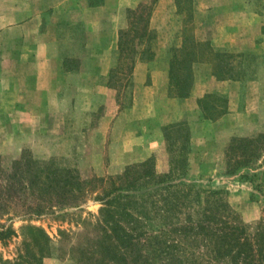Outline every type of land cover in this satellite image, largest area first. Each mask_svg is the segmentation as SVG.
Returning a JSON list of instances; mask_svg holds the SVG:
<instances>
[{
	"label": "rangeland",
	"instance_id": "obj_1",
	"mask_svg": "<svg viewBox=\"0 0 264 264\" xmlns=\"http://www.w3.org/2000/svg\"><path fill=\"white\" fill-rule=\"evenodd\" d=\"M155 1L150 26L154 58L136 61L144 64L141 81L134 69L119 76L120 83L114 81L117 86L111 83L110 73L118 67L119 50L99 54V67H81L88 55L79 47L84 43L79 12L59 15L48 10L34 31L21 25L40 10L32 6L35 1L0 0V187H5L4 176L25 151L35 160L78 170L84 180H98L80 205L54 208L41 216L21 214L25 207H18L14 199L0 202V229L13 228L17 233L6 244L0 241L3 260L15 261L23 253L24 228L33 226L41 227L51 240L43 264H90V253L101 236L100 179L117 178L128 166L151 157L158 175L168 173L164 127L178 122L189 127L190 151L187 174L175 178L174 184L221 192L250 231L263 218L264 146L258 159L234 174H229L233 169L229 163L236 160L233 139L264 134V0H193L194 37L210 42L215 50L244 55V61L237 58L234 63L240 67L243 61L247 73L240 81H219L210 62L198 63L188 100L176 98L183 101L175 108L161 99L159 89L168 64V95L175 98L169 94V66L172 48L182 45L185 15L177 13L176 0ZM116 15L120 20L117 11ZM49 17H62L55 45L49 37L41 38ZM192 93L203 96L191 102ZM209 94V101L222 109L227 104V114L215 121L205 120L198 105ZM157 197V208L144 230V238L150 239L143 246L154 264H159L163 228Z\"/></svg>",
	"mask_w": 264,
	"mask_h": 264
},
{
	"label": "trees",
	"instance_id": "obj_2",
	"mask_svg": "<svg viewBox=\"0 0 264 264\" xmlns=\"http://www.w3.org/2000/svg\"><path fill=\"white\" fill-rule=\"evenodd\" d=\"M192 3L193 0H176L177 13L185 18L182 45L171 50L169 94L179 99L190 96L194 66L198 63L210 62L213 76L219 81H240L247 73L242 65L244 55L215 50L210 42L203 43L194 37ZM155 4L153 0L127 11L129 26L119 33L118 67L110 73L113 85L119 86L114 83H120L119 76L133 73L138 59L153 60L154 31L150 26ZM237 58L243 60L240 67L234 63ZM210 97L209 94L199 99L198 105L205 120L215 121L227 114V104L222 109L210 102ZM164 136L170 155L168 173L158 175L155 158L151 157L128 166L117 178L100 179L101 236L90 253V264H154L143 252V246L150 239L144 238V230L157 208V195L159 219L163 221V228L159 230V264H264V215L254 231H250L221 192L195 190L186 183L174 184L175 178L187 174L189 127L186 122L167 125ZM262 142L264 134L233 139L231 150L236 160L234 164L229 163L233 166L229 174L258 159L263 150L261 145L264 146ZM4 180L6 185L0 187V202L14 199L18 207H25L20 212L25 216H41L54 208L78 206L98 182L84 180L78 170L60 167L54 161L35 160L28 151L13 164ZM133 191L143 193L136 195ZM187 211V218L181 222ZM24 230L23 253L15 261L0 257V264H43V259L50 255L51 240L41 227L27 226ZM13 237H17L13 228L0 229L1 242L6 244Z\"/></svg>",
	"mask_w": 264,
	"mask_h": 264
},
{
	"label": "crops",
	"instance_id": "obj_3",
	"mask_svg": "<svg viewBox=\"0 0 264 264\" xmlns=\"http://www.w3.org/2000/svg\"><path fill=\"white\" fill-rule=\"evenodd\" d=\"M35 1V5H32L34 8L35 6H39L40 10L35 12L33 15L29 16L28 19H25L21 26L26 29H35L38 24H40V20L42 19L41 14L47 12L48 10H53L54 13L65 14L68 12H79L81 22L84 25L83 33H81L84 37L83 45L79 46L80 50L85 52L88 55L86 58L83 59V63L81 67L89 66V67H99L100 64V56L99 54L107 51L119 50V33L123 29H127L129 25L128 13L129 9H135L140 3L141 0H101L103 4L95 5L92 4L94 0H33ZM167 1L169 3H173V0H161ZM205 3L207 0H204ZM101 5V6H100ZM136 5V6H134ZM120 15V20H118V15ZM125 18L127 20L125 21ZM61 20L62 17L58 18H48L47 28L44 29L42 32L41 38L49 37V40L52 41V44L55 45L54 41L56 38L58 39L61 35L59 31V27H61ZM123 20V23H122ZM153 20V15L151 16V22ZM125 21V23H124ZM81 23V24H82ZM86 60V64H85ZM139 61V60H138ZM144 64L138 62L135 64V68L137 71L134 73L137 76V81L142 80V70ZM168 67V64H167ZM164 67L163 73L165 72V77L163 75V83L159 89L161 99L165 100L167 106L171 104L172 106L179 105V100L176 98H170L168 95V83H167V70L168 68ZM135 71V70H134ZM139 71V72H138ZM149 80V79H148ZM143 82V81H142ZM204 94V93H203ZM203 95H194L190 97L191 102L192 100H196L193 98H201ZM188 100V99H186ZM165 104V103H164ZM163 108V107H162ZM170 108V113H173V109ZM163 112V111H162ZM161 112V113H162ZM160 113V114H161ZM170 113L167 114L170 116ZM163 114V113H162ZM160 117V116H159ZM167 117V116H166ZM174 115L172 116V118ZM160 120V119H159ZM164 123V122H163Z\"/></svg>",
	"mask_w": 264,
	"mask_h": 264
}]
</instances>
